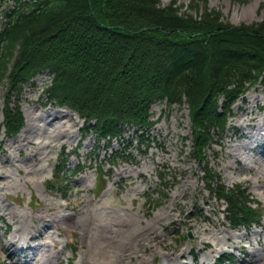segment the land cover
I'll list each match as a JSON object with an SVG mask.
<instances>
[{
    "label": "rangeland",
    "instance_id": "obj_1",
    "mask_svg": "<svg viewBox=\"0 0 264 264\" xmlns=\"http://www.w3.org/2000/svg\"><path fill=\"white\" fill-rule=\"evenodd\" d=\"M190 3L177 1L181 12L196 15ZM263 4L207 0L234 25L260 21ZM198 5L201 9L203 2ZM51 79L45 71L24 88L19 102L24 127L13 137L0 134V264H163L164 258L165 264H213L222 252H232L231 264L246 259L264 264V214L261 225L228 226L225 204L205 189L204 165L191 155L185 105L154 102L148 149L134 139L124 157L114 159L122 142L114 139L106 149L104 141L97 143L84 132V120L75 111L47 101L44 88ZM4 89L0 86V120ZM228 120L224 134L206 149L205 160L226 187L242 184L264 212V88L247 91ZM134 129L128 127L124 136L131 137ZM62 151L69 171L82 166L79 173H68L64 199L48 184L55 181ZM45 223L50 228H43ZM185 233L190 236L184 238ZM15 235L22 241L5 250ZM239 243L248 253L245 260L235 247ZM27 245L36 250H24ZM145 246L152 249L145 252ZM50 254L55 257L49 263Z\"/></svg>",
    "mask_w": 264,
    "mask_h": 264
},
{
    "label": "trees",
    "instance_id": "obj_2",
    "mask_svg": "<svg viewBox=\"0 0 264 264\" xmlns=\"http://www.w3.org/2000/svg\"><path fill=\"white\" fill-rule=\"evenodd\" d=\"M177 1L0 0V134L13 137L24 127L21 94L45 71L52 75L44 88L47 101L75 111L84 132L106 149L119 139L123 147L114 159L124 157L134 139L148 149L154 102L185 105L191 155L204 165L205 189L225 204L229 227L247 228L260 223V203L242 184L226 187L208 167L205 151L226 131L234 104L254 86L264 88V14L260 21L234 25L207 0H191L196 15L181 12ZM128 127H135L131 137L124 136ZM61 154L55 181L48 184L64 197L68 173L82 166L69 171L68 155ZM231 258L225 252L215 264Z\"/></svg>",
    "mask_w": 264,
    "mask_h": 264
},
{
    "label": "bare ground",
    "instance_id": "obj_3",
    "mask_svg": "<svg viewBox=\"0 0 264 264\" xmlns=\"http://www.w3.org/2000/svg\"><path fill=\"white\" fill-rule=\"evenodd\" d=\"M74 115L78 118V116H77V114H75L74 113ZM81 120V119H80ZM252 121V120H251ZM141 170V169H140ZM70 216H66V217H63V218H69ZM43 228H50V226H48L46 223L44 224V226H43ZM249 229V228H248ZM144 230H142V232H143ZM18 235H19V233H18ZM246 235V234H245ZM39 236V235H38ZM199 237V236H198ZM228 238V237H227ZM21 238H19L17 235H15V239H13V242L12 243H9V244H7V246L5 247V250H8V248L9 247H11V244H18V243H20V241H22V240H20ZM240 242V241H239ZM146 247V246H145ZM236 248H240V249H242V256H243V259L245 260V258L248 256V253H247V251H245L244 250V247L239 243L238 245H236L235 246ZM26 249H33L32 251L34 252L35 250H34V248H32V247H29L28 245L24 248V250H26ZM148 249H152V248H150V246H147L145 249H144V251L145 252H147V250ZM155 249V248H154ZM155 253V252H154ZM144 254V253H143ZM150 254V253H149ZM9 256L11 257V253H9ZM55 257V255H52V254H50V255H48V257H47V261L50 263L51 261H52V259ZM192 257H193V259H194V254H192ZM233 260V259H232ZM168 261V258H164L163 260H162V262H163V264H165L166 262ZM257 261V260H256ZM135 262V261H134ZM255 261H254V259L251 261V259H246V263L245 264H252V263H254ZM170 263V262H169ZM136 264H146L145 262H143V261H139L138 263H136ZM149 264V263H148Z\"/></svg>",
    "mask_w": 264,
    "mask_h": 264
},
{
    "label": "water",
    "instance_id": "obj_4",
    "mask_svg": "<svg viewBox=\"0 0 264 264\" xmlns=\"http://www.w3.org/2000/svg\"><path fill=\"white\" fill-rule=\"evenodd\" d=\"M189 236H190V234H189Z\"/></svg>",
    "mask_w": 264,
    "mask_h": 264
}]
</instances>
